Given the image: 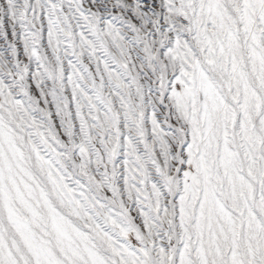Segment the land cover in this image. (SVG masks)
Returning a JSON list of instances; mask_svg holds the SVG:
<instances>
[{"label":"snow or ice","instance_id":"snow-or-ice-1","mask_svg":"<svg viewBox=\"0 0 264 264\" xmlns=\"http://www.w3.org/2000/svg\"><path fill=\"white\" fill-rule=\"evenodd\" d=\"M0 264H264V0H0Z\"/></svg>","mask_w":264,"mask_h":264}]
</instances>
